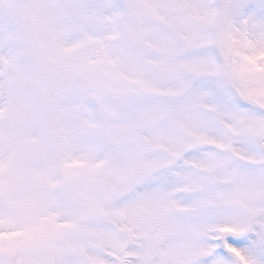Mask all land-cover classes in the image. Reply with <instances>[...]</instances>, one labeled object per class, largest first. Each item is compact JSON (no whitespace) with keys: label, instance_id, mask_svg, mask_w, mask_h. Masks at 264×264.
I'll return each mask as SVG.
<instances>
[{"label":"snow or ice","instance_id":"obj_1","mask_svg":"<svg viewBox=\"0 0 264 264\" xmlns=\"http://www.w3.org/2000/svg\"><path fill=\"white\" fill-rule=\"evenodd\" d=\"M0 264H264V0H0Z\"/></svg>","mask_w":264,"mask_h":264}]
</instances>
